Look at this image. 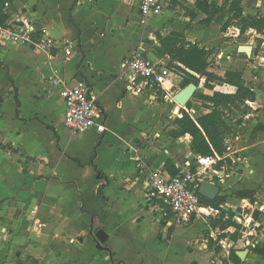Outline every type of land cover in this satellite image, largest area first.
Masks as SVG:
<instances>
[{
  "label": "crops",
  "instance_id": "0c3cea01",
  "mask_svg": "<svg viewBox=\"0 0 264 264\" xmlns=\"http://www.w3.org/2000/svg\"><path fill=\"white\" fill-rule=\"evenodd\" d=\"M197 1L173 0L161 14L144 18L139 8L140 0H12L10 25L32 27L38 32L36 39L40 40L41 34L47 33L60 44H70L73 48L67 57L64 48L41 52L0 37V72L12 81L16 93L15 106L11 103L14 98L7 101L12 104L8 114L10 121H2L0 126L14 133L7 150L10 149L8 153L16 159V166L12 168L16 175L14 179L9 178L10 170L4 169L9 174L3 171L5 180L2 182L5 184H1L0 194L16 197L19 202L15 208L27 215L29 224L25 226L36 223L33 229L38 231L28 239L22 230L12 240L10 254L30 251L31 260L37 261L42 256L46 264H62V261L71 260V257H63L66 251L63 240L71 237L72 243L81 251L72 257L76 260L74 264H115L114 259L126 256L135 244L143 246L144 242L138 240L142 238L144 228L158 222L165 231L162 232L161 227L157 237L170 239L168 230L183 227L166 226L154 219L156 213L145 201V181L149 172L155 169H164L172 175L165 169L167 161H171L180 173L187 169L185 163L198 155L191 149L190 135L179 139L171 136L174 120L182 118L181 111L187 107H180L174 99L165 101L163 95L152 99L147 93H127L128 81L122 65L134 54H141L154 61L170 58L186 71L170 56L160 54L158 34L179 33L184 35L186 42H201L198 43L201 47L212 50L207 47L212 40L206 32V27L212 24L202 25V29L196 24H200L204 15L199 14L196 20L186 16V11L194 9ZM201 1L221 4L220 0ZM242 6L245 15L264 17V0H243ZM227 31L236 38L241 32L236 26ZM79 76L88 83L105 112L107 131L103 135L95 130L74 135L63 126L65 107L59 91L63 86H74ZM54 80L61 84L55 86ZM183 80L184 76L181 80L173 79L167 87L174 90ZM200 81L204 82L207 95H213L214 91L224 92L214 88L218 84L221 88L227 86L234 90L224 93L236 91L235 87L221 82L213 83L214 90H209L204 86L206 79L202 77ZM172 90L174 98L179 91L172 94ZM209 112L203 106L202 115ZM189 113L192 117V107ZM255 116L260 120L248 125L250 129L242 127L244 124L237 125L239 133L246 132L236 137L242 148L229 153L238 161L234 166L236 172L232 174L237 175L232 179L237 180L235 189L255 193L253 200L239 198L240 207L250 214L242 217L233 209L232 215L225 216L229 219L224 223L212 221V227L206 228V240L194 241L196 249L201 251L197 253H206L208 264L216 250H221L210 238V233L218 227L223 229L227 221H233L237 215L241 219L252 217L264 227V112ZM168 118L173 119L170 122ZM227 151L230 152L228 144ZM223 183H219L218 197L224 195ZM102 187L104 201L98 196ZM228 206L231 209V205ZM204 222L197 220L184 229L200 228ZM233 229L228 228L225 239ZM100 230L106 233V242L112 248L103 244L99 248L96 234ZM262 231L259 243L264 244V228ZM118 238L126 240L123 246L126 251L114 247ZM153 242L152 246L162 260L167 252L162 255L159 240ZM210 242L214 246L210 247ZM241 244L245 246L240 238L236 242L238 247L232 249L244 251ZM105 251L109 255L104 254ZM196 258L193 256L189 264H198ZM223 258L228 260L229 252ZM262 258L264 255L250 251L246 261L257 263Z\"/></svg>",
  "mask_w": 264,
  "mask_h": 264
},
{
  "label": "rangeland",
  "instance_id": "374dc122",
  "mask_svg": "<svg viewBox=\"0 0 264 264\" xmlns=\"http://www.w3.org/2000/svg\"><path fill=\"white\" fill-rule=\"evenodd\" d=\"M221 3V2H220ZM196 26H199L200 28L204 29L201 24L197 23ZM195 26H193L190 30H192ZM207 34H210L211 36V43L207 44V47L209 49H212L213 53L209 58L210 63V71L214 72L218 75H223L225 71H239L242 73V77L245 80L246 84L252 88L256 92V101L250 102L247 104L249 107H251L250 115L245 116L244 119V127L245 129H250L248 125H253L254 122L259 121L260 119L257 118L255 115L258 112H264V31L262 33H258L255 30H248L245 33L239 34V36L236 38L234 37L231 32H228L227 30L224 31L222 29V24L220 23H213L211 26L206 27ZM232 28V27H231ZM189 29V28H188ZM227 33V34H226ZM226 35H230L229 37H226ZM9 40V39H7ZM11 40H9L10 43ZM201 44V42H198ZM240 46H252L253 47V53L251 58L247 57L245 54L238 53V48ZM1 47V46H0ZM0 67L2 68V63L0 64ZM180 72H182L184 79L189 78V75H192L196 78H200V75L195 72H185L184 69L181 67L176 68ZM183 69V70H181ZM189 75H188V74ZM204 82L200 81V87H198L197 93H203V94H209L207 91L204 90L203 87ZM215 89L222 90L224 92H230L234 91L230 89L229 87L225 86V88H221V86L215 85ZM183 89L182 85L178 88H175L172 90V94L176 92H180ZM14 91V86L12 81L8 80L4 76V72H0V126L1 122L5 120H9L8 114L10 113L12 109V104L14 106L16 105V97ZM196 94L194 95L193 99L191 100L192 104V111L194 112V116L198 117L202 115V109H203V103L200 99L195 98ZM10 98H14L11 103H7ZM7 103V104H6ZM243 106L241 109L235 111V115H231L229 118L228 123L234 127L235 134L228 139V146L230 148V152H226L227 154L235 153L238 151V149L242 148L240 142H236V137L240 134H244L246 132L239 133V130L237 129V124L235 122L239 119V117L242 114ZM173 118H168L167 121H172ZM10 121V120H9ZM4 123V122H3ZM165 124L167 122H164ZM248 131V130H247ZM12 135V136H11ZM10 137H14V133H11L10 130H4L2 127H0V190H1V184H5V181L2 182V180H5L4 173H7L6 171L9 169L11 172V175L9 178L14 179L16 173L12 172V168L16 166L15 157L12 153H8V145L10 141ZM151 138V137H150ZM239 144V146H238ZM6 146V147H5ZM154 149V148H152ZM151 149V150H152ZM150 151V150H149ZM239 153H241L239 151ZM227 166V174L232 175L234 172H236V169L234 168L235 165L231 162V160H227L226 163ZM4 169L6 171H4ZM4 171V173H3ZM7 177V176H6ZM233 177H237V175H232L230 178L226 179V183H223L225 192L224 195L221 196L223 198V203L220 205V207H224L225 209L229 208L228 205H231V209L229 211H226L223 209L224 216L223 218L218 222V224L224 223V218L226 215L229 214L232 215L233 209L235 211H238L241 213L242 217H246V215L250 214V211L243 210V208L240 207L241 203L238 198V191L235 189L237 180H232ZM7 179V178H6ZM18 199L16 197H3L0 194V264H46L47 262L41 258L42 256H39L40 259L35 261L30 259L31 252H23L22 254L18 255L19 252H12L9 253V246L12 244V240L22 233L21 231L25 232L26 234L24 236H27L28 239L32 237V235H35L38 231H35L33 227H35L36 223H33L34 225L25 226L28 225L29 222L27 220L26 212L20 209H16L15 207H18ZM22 202V201H21ZM24 202V201H23ZM32 215V214H31ZM154 218V217H153ZM155 219V218H154ZM16 224V225H14ZM212 220L205 221L203 225L198 228L197 226H193V228L189 231H186L184 227H174L173 230H168V233L170 235V239H165L163 236L162 239H159L157 236L159 235V229L162 227V232H164L165 228L163 225L159 224L158 222L155 223L153 226H148V228H144L142 233V238H140L138 241H142V245L135 244L133 247L130 248L128 254L126 256H118L114 259L115 264H189V260L193 258V256H197L198 258V264H208L206 253H201L200 250L196 249V245L194 241L203 239L206 240V228L208 226L212 227ZM263 228H259V234L263 233ZM95 230V229H94ZM158 230V231H157ZM93 232V230H92ZM133 232V230H131ZM95 233V232H94ZM167 234V229H166ZM165 234V235H166ZM5 237V238H4ZM157 237V238H155ZM73 238V237H72ZM190 238V239H189ZM7 239V240H6ZM36 239V238H33ZM78 239V238H77ZM154 239H158L161 243V254L166 255L162 260L159 259L157 255V249H155L152 245L154 244ZM38 240V239H37ZM67 240V241H65ZM65 240H63V246H65L66 251H64V256H62L66 259L71 257V260L69 261H62V264H74L72 260V257L76 256L77 253L80 254V250L78 246H75L71 241V237H67ZM117 249L125 248L123 247L126 243L125 239L118 238L115 240ZM194 243V244H193ZM104 247H113L108 244V242L102 243ZM189 244V245H187ZM239 245V244H238ZM236 245L235 247H238ZM193 247V248H192ZM242 249L254 251V250H264V244L259 243V245H255L252 247V241L251 238L249 241L246 242L245 246L241 244ZM7 249V250H6ZM166 249V251L164 250ZM127 250L126 248L124 249ZM203 251L205 249L203 248ZM195 252V253H191ZM200 252V253H197ZM228 252L226 247H221V250H216L215 257L209 259V264H225V259L223 258V255H225ZM10 254V256H8ZM41 254V252H40ZM78 254V255H79ZM106 255H109L108 251H105ZM10 259H9V258ZM263 259V260H262ZM259 260L257 263L253 261H245L243 264H264V258ZM124 261V262H123Z\"/></svg>",
  "mask_w": 264,
  "mask_h": 264
},
{
  "label": "built area",
  "instance_id": "2783aa9c",
  "mask_svg": "<svg viewBox=\"0 0 264 264\" xmlns=\"http://www.w3.org/2000/svg\"><path fill=\"white\" fill-rule=\"evenodd\" d=\"M173 0H140L139 8L144 18L161 14L166 6ZM6 8L9 4L6 3ZM38 32L26 25H10L8 28L0 27V37L11 42L30 46L37 51L50 52L53 49L64 48L66 56L72 53L70 44H60L59 41L47 33L36 39ZM239 34V33H238ZM183 68L170 58L154 61L144 58L141 54H134L126 59L122 65L124 77L127 78L125 90L132 95L147 93L152 99L163 95L165 101H173L171 90L167 85L173 79L181 80L183 74L176 69ZM55 86L61 83L53 81ZM165 93V94H164ZM59 97L64 103L65 116L63 126L74 135H81L95 130L103 135L107 131L105 112L98 102V98L85 80L76 81L74 86H63ZM249 104V102H247ZM195 118L194 113L191 114ZM227 160L233 165L238 163L230 154L224 156H200L186 162V168L178 175H170L164 169L151 170L145 181V201L151 204L155 219L166 226H192L199 221H218L224 216L223 207H215L202 202L199 187L202 182H209L216 186L223 183L232 175L227 174ZM229 217L224 218L228 220ZM241 227V241L246 244L252 239V245L260 241L259 228L261 225L252 217L241 219L234 217ZM227 234L221 227L210 233L219 247H226L228 252L235 247L236 242L222 238ZM240 240V239H239Z\"/></svg>",
  "mask_w": 264,
  "mask_h": 264
},
{
  "label": "trees",
  "instance_id": "16d2710c",
  "mask_svg": "<svg viewBox=\"0 0 264 264\" xmlns=\"http://www.w3.org/2000/svg\"><path fill=\"white\" fill-rule=\"evenodd\" d=\"M220 1L221 4L198 0L194 9L186 11V16L190 17L192 20H196L198 15L202 14L205 18L200 21L201 25L209 26L214 22L220 23L224 31L233 26L238 27L241 33H245L250 29L258 33L264 31V17L260 15H245L242 6L243 0ZM6 3L9 4L8 8L5 7ZM11 3L12 0H0V27L2 28L10 27L12 17L10 12ZM157 40L160 44V54L170 56L173 60L182 64L187 70L199 74L200 78L204 77L206 79L205 88L214 90L212 84L215 82L227 83L236 88L234 93L219 91H214L213 95L197 93L195 98L200 99L204 108L209 109L210 112L194 119L189 113L192 107V104L189 103L187 108L181 111L183 117L174 120L173 125L175 129L171 131V136L174 139L190 135L192 138L191 149L200 156H224L227 151L226 142L229 137L235 134L234 127L228 123L230 116L235 115V111L241 109L243 106L242 114L235 122V124L241 126L245 116L251 112V107L247 105V102H255L256 93L246 84L242 77V73L239 71L229 70L225 71L223 75L211 72L209 58L213 51L201 47L198 43L186 42L184 35L172 33L168 36H162L158 34ZM79 78V80H84L80 76ZM200 78L189 75V78L187 77V79H184L182 82L183 89L190 84H195L199 87ZM165 169L169 170L173 176L179 174V171L171 161L166 162ZM100 176H102V174ZM237 195L240 199L253 200L255 193L252 191H238ZM98 196L103 201L105 200L103 187L100 188ZM201 200L203 203L215 207H220L223 203L222 197H218L215 201H209L201 196ZM232 227L234 229L231 232L232 234H228V237L232 241L237 242L241 238V227L232 220H229L224 224L223 230L229 233L228 228ZM223 237L226 238L227 236L224 235ZM209 245L210 247H212V245L214 246L212 242H210ZM236 252L235 249L229 251V258L224 261L225 264H229V262L232 264H243ZM253 252L255 254L264 255V250L256 249Z\"/></svg>",
  "mask_w": 264,
  "mask_h": 264
},
{
  "label": "water",
  "instance_id": "95a60500",
  "mask_svg": "<svg viewBox=\"0 0 264 264\" xmlns=\"http://www.w3.org/2000/svg\"><path fill=\"white\" fill-rule=\"evenodd\" d=\"M238 53L245 54L247 57L251 58L253 53L252 46H240L238 48ZM198 87L195 84H190L186 88L182 89L179 93L174 96V102L180 107H187L188 104L193 99L194 95L197 92ZM220 193V188L209 182H202L199 187V194L206 198L209 201H215ZM96 239L98 241L99 248L102 243H105L108 239L106 233L103 230H100L96 234ZM249 250L238 251L237 256L242 262H245L249 254Z\"/></svg>",
  "mask_w": 264,
  "mask_h": 264
}]
</instances>
